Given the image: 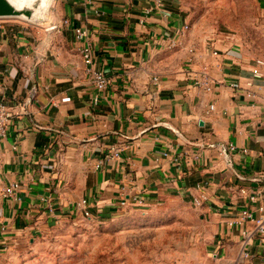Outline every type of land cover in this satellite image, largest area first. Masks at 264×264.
Wrapping results in <instances>:
<instances>
[{"label":"crops","instance_id":"obj_1","mask_svg":"<svg viewBox=\"0 0 264 264\" xmlns=\"http://www.w3.org/2000/svg\"><path fill=\"white\" fill-rule=\"evenodd\" d=\"M174 6L60 0L63 25L45 31L0 19V103L13 113L0 144V259L81 216L82 200L104 221L138 198L141 208L190 203L211 258L240 264L243 232L264 218V80L253 79L256 59L244 49L190 28ZM173 41L180 47L169 50ZM86 45L109 79L103 92L85 72ZM13 184L16 197H5ZM249 248L247 264H264V237Z\"/></svg>","mask_w":264,"mask_h":264},{"label":"rangeland","instance_id":"obj_2","mask_svg":"<svg viewBox=\"0 0 264 264\" xmlns=\"http://www.w3.org/2000/svg\"><path fill=\"white\" fill-rule=\"evenodd\" d=\"M169 2L189 18L190 28L264 61V0ZM59 3L33 25L42 31L62 27ZM206 235L203 214L174 199L130 207L104 221L62 218L0 264H216Z\"/></svg>","mask_w":264,"mask_h":264},{"label":"built area","instance_id":"obj_3","mask_svg":"<svg viewBox=\"0 0 264 264\" xmlns=\"http://www.w3.org/2000/svg\"><path fill=\"white\" fill-rule=\"evenodd\" d=\"M188 30H189V26L186 25L183 28L182 32L186 33V31H188ZM75 35H76V38L78 40H81L84 37L85 33L81 29H76ZM177 47H180V43H178L176 41L171 42L170 45L168 46L169 50H173ZM193 52H194V49L189 50V53H193ZM81 55L83 57V61H84V65H85V72L91 76L96 90L98 92H103L109 85V79L107 78V76L104 74L103 71L94 69L93 52H92L91 46H89V45L84 46L81 50ZM263 69H264V61L257 59L255 62V67L252 71L254 80H259V81L264 80ZM154 81L156 82V81H158V79L154 78ZM197 83L200 84L205 89V91H207V92L212 90V85L207 80H204L202 82H197ZM253 85H254V83L252 81H250L249 86L252 87ZM263 89H264V86H263ZM247 95L251 98L256 97V95L254 93L248 92ZM213 109H214V107L211 106L210 111H212ZM12 116H13V113L11 111H9L8 107L6 105H4L3 103H0V144L7 134V125L9 124ZM229 150L235 151L236 147L234 145H229ZM223 151H224V153H226L225 150H223ZM112 152H113L112 158H113V156H117L115 149H113ZM244 152H247V151H244ZM97 167H100V164ZM19 188L20 187L18 184L11 185L10 187H8L4 190V196L5 197H16V192L19 190ZM242 192L244 193V190H242ZM251 199L255 200L256 198L252 197ZM199 202L200 201H196V204H199ZM132 204L135 206L141 205L142 200H140L138 198H134ZM121 205L126 206L127 203L124 201V202H122ZM75 212H78L79 214H81L86 219H89V220L96 219V218H94L91 209H89L87 200H82L79 203H77V205L75 207ZM260 212H262L264 214V208L263 207L260 208ZM243 219L244 220L245 219H252V214L248 213V212H244ZM254 234H259V235L264 237V218L257 220V225H256V229L254 232H249V231L243 232L244 240H243L242 245H241L242 249H241V253H240V259H241L240 264H247L252 258V253H251L249 247L251 245L252 237Z\"/></svg>","mask_w":264,"mask_h":264},{"label":"water","instance_id":"obj_4","mask_svg":"<svg viewBox=\"0 0 264 264\" xmlns=\"http://www.w3.org/2000/svg\"><path fill=\"white\" fill-rule=\"evenodd\" d=\"M41 2V0H32L26 8L19 9L13 6L9 0H0V19H18L34 24V22H37L39 13L42 9L39 8Z\"/></svg>","mask_w":264,"mask_h":264},{"label":"bare ground","instance_id":"obj_5","mask_svg":"<svg viewBox=\"0 0 264 264\" xmlns=\"http://www.w3.org/2000/svg\"><path fill=\"white\" fill-rule=\"evenodd\" d=\"M30 1H32V0H19L20 6L17 8H19V9L26 8ZM41 1L42 2L39 5L40 6L39 8H42V9H41V12L39 13V16L44 17L46 14L49 13L50 8L55 3V0H47V3H45V0H41ZM42 4L44 5L43 7H41ZM36 15H37V13H36Z\"/></svg>","mask_w":264,"mask_h":264},{"label":"clouds","instance_id":"obj_6","mask_svg":"<svg viewBox=\"0 0 264 264\" xmlns=\"http://www.w3.org/2000/svg\"><path fill=\"white\" fill-rule=\"evenodd\" d=\"M10 3L13 4V6L19 7V0H9ZM45 3H47V0H45ZM44 5L42 4L41 7H43Z\"/></svg>","mask_w":264,"mask_h":264}]
</instances>
